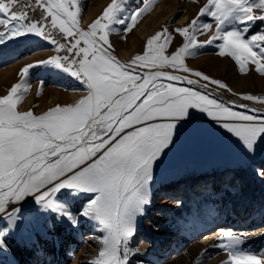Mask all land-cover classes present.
<instances>
[{
	"label": "snow or ice",
	"instance_id": "obj_1",
	"mask_svg": "<svg viewBox=\"0 0 264 264\" xmlns=\"http://www.w3.org/2000/svg\"><path fill=\"white\" fill-rule=\"evenodd\" d=\"M141 3L142 7L123 16L126 0H111L84 30L78 0H0V46L35 35L53 45L57 53L26 64L20 70V83L0 97V253L9 250L8 236L31 224L32 217L18 206L30 198L37 213L46 219L53 216L58 224L77 228L87 219L99 225L104 233L97 238L102 247L91 264H130L136 250L129 245L137 232L138 217L151 202L154 166L170 150L178 124L192 109L206 113L250 155L264 144L260 109H250L254 114L234 111L210 94L173 83L227 88L184 63L186 56L215 42H219L218 54L231 57L242 74L254 68L264 76V29L249 35V25L264 23V0H207L188 27L176 30L184 42L174 54L164 55L172 41L164 28L147 40L142 55L121 63L109 51L113 47L109 33L115 25H124V31L131 32L154 0ZM37 9L42 10L39 20L29 11ZM205 16L212 18L215 32L200 42L196 33L213 27L200 21ZM54 30L65 43L54 38ZM37 67L70 75L85 86L82 90L87 95L75 105H57L42 115L20 112L18 105L30 87L29 74ZM164 67L199 79L143 71ZM201 80L209 83L201 84ZM242 99L264 104V97L246 94ZM257 175L264 177V168ZM81 194L90 195L87 203L76 208ZM47 227L55 225L48 220ZM217 231L216 246L227 253L223 264H264V254L242 249L245 234L224 228Z\"/></svg>",
	"mask_w": 264,
	"mask_h": 264
},
{
	"label": "rangeland",
	"instance_id": "obj_2",
	"mask_svg": "<svg viewBox=\"0 0 264 264\" xmlns=\"http://www.w3.org/2000/svg\"><path fill=\"white\" fill-rule=\"evenodd\" d=\"M110 3L111 0H78L80 27L87 30ZM206 3L207 0H154L150 10L138 18L131 32L126 33L124 25L114 26L109 33L113 46L111 54L121 63L128 64L136 55L144 53L149 38L167 28L172 41L164 55L171 56L184 42L176 30L188 27ZM142 6L141 0H126V12L122 15L127 16ZM159 6L162 9L154 14ZM173 6L175 11L170 12L169 7ZM200 21L213 24L211 31L196 33L197 40L203 42L214 34L215 24L207 16L200 17ZM249 28V35L258 33L264 29V23L256 22ZM0 30H3L2 27ZM142 31L148 34L141 37ZM217 43L205 45L194 56H186L184 63L193 71L223 82L227 88L222 89L203 80L201 84L209 83L207 89L173 83L210 94L211 98L234 111L254 114L250 109L255 108L264 113V104L242 99L246 94L264 97V76L254 68L242 74L231 57L218 54ZM53 47L35 35L14 39L0 46V70L38 56L42 51L48 52L41 58L22 63L23 66L17 67L15 74L6 78L1 76L0 97L20 83V70L26 64L57 55ZM143 71H166L199 79L191 73L170 67ZM28 82L29 90L19 103L18 110L32 111L37 116L57 105H75L87 95L85 91L78 98H72L73 91H84L83 84L68 74L44 67L31 70ZM242 104L248 108L240 107ZM190 113L178 124L170 150H166V155L154 166L151 202L145 206L144 214L138 217L137 232L129 245L136 250L130 257V264H223L227 253L216 246L220 238L217 229L220 227L245 234L247 239L241 246L244 251L264 254V177L257 175V170L264 168V144L258 145L255 153L250 155L237 138L206 113L198 109H192ZM230 181L232 184L228 186ZM89 195L81 194L76 208L87 203ZM166 199L170 203L162 205ZM18 206L25 215L32 217V222L23 232L6 238L9 250L0 253V264H55L53 256L44 254L46 249L53 247L64 253L65 264H91L98 255L102 245L97 238L104 233L96 222L82 219L80 226L73 228L67 223H56L51 215L44 218L36 212L37 206L30 198ZM159 216L165 218L160 219ZM48 220L55 225L54 228L47 227ZM69 234L72 236L67 239Z\"/></svg>",
	"mask_w": 264,
	"mask_h": 264
},
{
	"label": "bare ground",
	"instance_id": "obj_3",
	"mask_svg": "<svg viewBox=\"0 0 264 264\" xmlns=\"http://www.w3.org/2000/svg\"><path fill=\"white\" fill-rule=\"evenodd\" d=\"M175 6H173L172 8L171 7H169V11L171 12H173V11H175ZM162 9V7L161 6H159L158 8H156L155 9V12H154V14H158L159 12H160V10ZM151 19V18H150ZM150 19H147V21H149ZM147 21H145L143 24H142V27L146 24V22ZM153 29H154V27H153ZM148 34V32H146V31H142L141 32V37H144V36H146ZM48 52H45V51H42V52H40V54H38V56H35V57H32L31 59H25V61H21V62H18V63H14V64H11V65H9V67L8 68H5V69H3V70H0V77L2 76L3 78H6V77H8L7 75H12V74H15L14 72H15V70H16V68L17 67H20V66H23V64L22 63H24V62H26V61H28V60H32V59H35V58H41V57H43V56H45L46 54H47ZM35 55V54H34ZM22 60V59H21ZM264 82V81H263ZM84 93H86L85 91H73L72 93H71V97L72 98H78V96H81L82 94H84ZM214 186H216L217 185V182L216 181H214ZM231 184H232V181H230V183L228 184V186H231ZM228 188V187H227ZM170 203V200H168V199H166L165 200V202H163V204L162 205H167V204H169ZM159 218L160 219H163V218H165L164 216H159ZM221 228V227H220ZM216 234V233H215ZM218 235V234H217ZM220 235V234H219ZM215 236V235H214ZM158 258V256L155 258V259H157Z\"/></svg>",
	"mask_w": 264,
	"mask_h": 264
},
{
	"label": "trees",
	"instance_id": "obj_4",
	"mask_svg": "<svg viewBox=\"0 0 264 264\" xmlns=\"http://www.w3.org/2000/svg\"><path fill=\"white\" fill-rule=\"evenodd\" d=\"M215 179H219L218 177H216ZM251 203H254V201L253 202H251ZM72 235L71 234H69V235H67L66 236V238L68 239V238H70ZM68 244H70L71 242H67ZM66 243V244H67ZM45 255H50V256H53L54 258H55V264H65L64 262H65V256H64V253L62 252V253H60V251H57V250H55L54 249V247L53 248H48V249H46V252L44 253ZM56 257H58V259L56 260ZM69 263V262H68Z\"/></svg>",
	"mask_w": 264,
	"mask_h": 264
},
{
	"label": "built area",
	"instance_id": "obj_5",
	"mask_svg": "<svg viewBox=\"0 0 264 264\" xmlns=\"http://www.w3.org/2000/svg\"><path fill=\"white\" fill-rule=\"evenodd\" d=\"M30 11V15L32 16L33 19H36V20H39L41 18V15H42V10L40 9H37L35 12H31ZM53 36L56 40H58L59 42L61 43H65L66 41L62 38V34L59 33L58 30H54L53 31ZM53 50H54V47H53ZM55 51V50H54ZM61 55H63V53H61Z\"/></svg>",
	"mask_w": 264,
	"mask_h": 264
},
{
	"label": "crops",
	"instance_id": "obj_6",
	"mask_svg": "<svg viewBox=\"0 0 264 264\" xmlns=\"http://www.w3.org/2000/svg\"><path fill=\"white\" fill-rule=\"evenodd\" d=\"M110 51V50H109ZM82 85V84H81ZM83 87H85L84 85H83Z\"/></svg>",
	"mask_w": 264,
	"mask_h": 264
}]
</instances>
